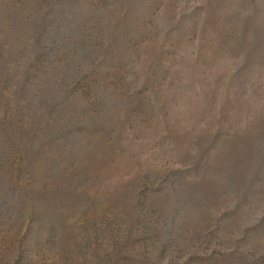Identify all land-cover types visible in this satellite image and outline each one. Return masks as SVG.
Wrapping results in <instances>:
<instances>
[{
	"label": "rangeland",
	"instance_id": "obj_1",
	"mask_svg": "<svg viewBox=\"0 0 264 264\" xmlns=\"http://www.w3.org/2000/svg\"><path fill=\"white\" fill-rule=\"evenodd\" d=\"M0 264H264V0H0Z\"/></svg>",
	"mask_w": 264,
	"mask_h": 264
}]
</instances>
